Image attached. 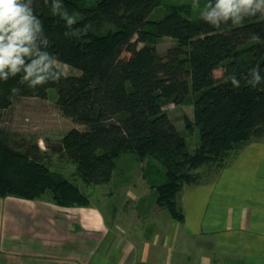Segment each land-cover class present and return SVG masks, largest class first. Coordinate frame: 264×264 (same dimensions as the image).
<instances>
[{
    "label": "trees",
    "instance_id": "obj_1",
    "mask_svg": "<svg viewBox=\"0 0 264 264\" xmlns=\"http://www.w3.org/2000/svg\"><path fill=\"white\" fill-rule=\"evenodd\" d=\"M163 1L33 0L30 7L42 24L31 45L36 56L22 57L25 63L15 74L7 67L0 73V110L9 111L22 97L46 98L54 89L63 116L83 127L68 130L56 146L81 180L87 185L109 182L117 160L130 153L145 163L142 177L155 204L182 222V189L201 184L209 173L219 174L246 144L264 138V16L254 4L252 16L241 11L228 21L209 20L205 11L188 18L186 4H180L161 20L150 21ZM209 2L215 6V0ZM65 13L72 25L62 18ZM160 37L175 41L164 53L156 48ZM41 53L79 74L64 75L50 65L42 75L51 80L58 71L60 78L29 87L35 76L24 81V69ZM13 88L19 92L13 94ZM187 101L193 114L184 118L185 131L196 128L199 137L192 151L186 132L163 109ZM3 134L0 198L47 195L64 207L89 205L76 184L41 159L45 154L37 143L12 146Z\"/></svg>",
    "mask_w": 264,
    "mask_h": 264
},
{
    "label": "crops",
    "instance_id": "obj_2",
    "mask_svg": "<svg viewBox=\"0 0 264 264\" xmlns=\"http://www.w3.org/2000/svg\"><path fill=\"white\" fill-rule=\"evenodd\" d=\"M19 110L15 105L9 111L0 110V131L7 132L3 136L9 137L12 146H28L33 143H27L24 135L17 139L11 136L17 114L22 113ZM187 188V197L180 201L185 229H178L175 239L170 236L168 240L170 250L174 244L179 246L176 258L161 246L151 250L143 242L136 251L138 259L159 263L165 258L166 263L183 264L186 255L190 260L195 254L196 264H211V259L215 264H223V260L229 264H264V138L246 144L214 180ZM85 207L60 206L49 197L0 198V253L6 243L11 246L8 250L19 253L14 254L18 263L82 264L83 249L90 253L98 240L89 225L98 222L97 217ZM133 250V246L127 247L124 258Z\"/></svg>",
    "mask_w": 264,
    "mask_h": 264
},
{
    "label": "rangeland",
    "instance_id": "obj_3",
    "mask_svg": "<svg viewBox=\"0 0 264 264\" xmlns=\"http://www.w3.org/2000/svg\"><path fill=\"white\" fill-rule=\"evenodd\" d=\"M83 1L91 3V0ZM207 3L209 0H164L159 7L152 11L149 19L153 22L159 21L169 12L171 6L180 4H186L185 6L188 8V12H184L185 16L196 18L205 12L204 7ZM256 4L260 5L264 16V0H256ZM174 43V39L170 37H160L156 42V48L158 52L164 53ZM143 45L142 42L138 43V47ZM55 66L64 75L79 74L76 68L61 62H57ZM214 75L220 77L221 70L215 71ZM56 98V91L49 89L46 98L30 96L16 99L14 105L22 113L17 114L14 124L16 129L13 130L11 136L13 139H17L19 135H24L27 137V143H40L39 145L42 147L40 150L45 154L41 159L52 170L76 184L89 199V206L85 208L93 213V217H97L98 222L89 225L98 236V240L94 241L90 253L83 249L85 252L82 254V264H175L176 262L174 263L172 260L171 262L168 260L166 263L167 259L165 258L159 263H154L150 259L142 261L137 258V248L139 243L143 242H147L151 250H156L161 246L162 251H167L170 256L173 253L176 258L179 246L174 244L170 250L171 246L169 247L168 240L170 242V236L175 239L178 229L181 232L185 229L183 221L172 220L165 210L155 204L154 194L142 177L145 163H137L130 153L123 154L117 160L116 169L109 182L85 184L78 176L74 163L64 153L56 149L60 139L68 130L83 129V127L63 116L56 104ZM163 109L168 113L176 128L185 131L184 118L192 119V104L189 101L181 104L168 103L163 106ZM185 132L188 148L192 151L198 145L197 129L193 128L190 132ZM31 151L34 152L33 149ZM216 175L214 173L212 176V173H209L203 176L201 184L214 180ZM187 187L185 186L178 195L179 205L182 201L181 198L187 197L189 189ZM47 197V195L44 196L46 199ZM79 212L78 210L77 215ZM9 232V229H6V236L9 235ZM8 246L11 249L9 244H3L0 264H22L18 263V260L15 262V255L17 256L19 253L8 250ZM129 246H133L134 250L130 256L124 258L123 251H126ZM209 253L211 257L213 254L210 251ZM185 255L179 256L185 258ZM194 257L195 254L191 255L190 260H187L188 256L186 255V261H183V264H196ZM23 264H32V260ZM211 264H215L212 259ZM217 264H222V261L220 263L217 261ZM223 264H229V261L223 260Z\"/></svg>",
    "mask_w": 264,
    "mask_h": 264
},
{
    "label": "clouds",
    "instance_id": "obj_4",
    "mask_svg": "<svg viewBox=\"0 0 264 264\" xmlns=\"http://www.w3.org/2000/svg\"><path fill=\"white\" fill-rule=\"evenodd\" d=\"M32 3L33 0H27V3L25 0H0V73H3L4 68L7 67L12 74H15L19 71L18 66L25 63L22 57L32 59L36 56L31 45L35 39V33L41 30L42 24L34 15L33 8L30 7ZM254 4L257 9L260 8V5L256 4V0H215L214 7L209 2L204 9L207 12V19L221 18L228 21L231 17H237L241 11L249 16L254 15V13H249V9ZM53 8L58 9L59 5H54ZM62 18L67 19L68 25L74 23L72 18H67L66 13ZM213 25L217 24L213 23ZM57 62V59L49 60L47 54L41 53L38 60H33L24 69L26 75L23 80L26 81L29 77L35 76L29 87L57 81L60 78L58 71L51 80L46 75H42L48 73L51 70L50 65H57ZM256 80H260L259 75L256 76ZM12 92L16 94L19 89L13 88Z\"/></svg>",
    "mask_w": 264,
    "mask_h": 264
}]
</instances>
